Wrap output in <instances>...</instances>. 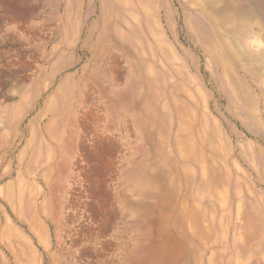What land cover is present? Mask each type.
I'll return each mask as SVG.
<instances>
[{
  "label": "rangeland",
  "instance_id": "374dc122",
  "mask_svg": "<svg viewBox=\"0 0 264 264\" xmlns=\"http://www.w3.org/2000/svg\"><path fill=\"white\" fill-rule=\"evenodd\" d=\"M0 264H264V0H0Z\"/></svg>",
  "mask_w": 264,
  "mask_h": 264
}]
</instances>
